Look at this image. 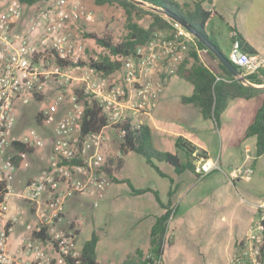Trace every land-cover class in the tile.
<instances>
[{"label":"built area","instance_id":"1","mask_svg":"<svg viewBox=\"0 0 264 264\" xmlns=\"http://www.w3.org/2000/svg\"><path fill=\"white\" fill-rule=\"evenodd\" d=\"M0 1L4 2L0 12V264H83L82 247L77 244L82 219L75 216L67 220L65 203L76 195L92 198L94 205L101 199L111 184L102 167L110 158L112 135L117 134L121 140L124 135L116 125L127 119L134 125V116L152 113L162 91L160 80L152 79L156 69L166 76L172 74L186 56L189 43H194V37L170 19L174 30L171 34L156 31L133 55L111 56L112 60L122 62L123 70L118 77L107 80L101 78L102 72L88 66L62 67L56 60L76 63L84 56L85 43L72 39V26L81 21L91 23L94 15L79 2L53 0L46 9L28 16L18 29L23 6L19 0ZM90 59L98 61L97 57ZM228 60L241 71L244 85L252 84L247 76L264 69V54L247 53L237 41L231 44ZM76 70H85L94 78H82L83 98L72 89ZM48 85L55 86L54 94L40 110L43 127L51 128L52 135L47 165L17 191V168L7 152L11 143L18 141L35 150L45 146L43 136L33 127L16 134L17 109L28 105L36 93L44 94ZM91 99L100 104L107 122L100 131L81 136L85 106ZM197 153L193 155L199 177L222 171L218 157H197ZM251 173L249 166L240 165L228 175L231 179L248 180ZM11 197L28 203V211L18 204L10 215L7 206ZM255 209L256 219L226 264H264V201ZM145 261L162 264V257L154 259L147 255Z\"/></svg>","mask_w":264,"mask_h":264},{"label":"rangeland","instance_id":"2","mask_svg":"<svg viewBox=\"0 0 264 264\" xmlns=\"http://www.w3.org/2000/svg\"><path fill=\"white\" fill-rule=\"evenodd\" d=\"M52 1H40L32 7L24 8L22 21L19 23L18 29L25 23L28 16L34 15L39 10L46 9ZM71 1L79 2L85 11L91 12L94 15L93 22L85 23L81 21L72 26V32L74 35L76 34V37L73 35L72 39L81 40L85 43V52L81 60L89 61L92 57H97V60H99L105 52L95 42L85 38L83 33L94 31L101 34L105 31H110L115 40L119 41L126 33L124 11L117 6H96L92 0ZM148 22L149 17L147 15L139 21L142 26H146ZM173 31L171 28V32L169 31L168 33L171 34ZM218 43L222 44V41L219 39ZM222 46L224 47V45ZM223 47L224 53L227 54L226 48ZM184 59L177 65V68ZM177 68L172 74L168 76L164 75L167 78L177 76L175 74ZM122 70L123 68L111 75H103L101 78L109 80L113 77H118L119 74H122ZM161 72H163L161 69H156L154 76L160 78ZM91 76L93 75L85 74V70H76L73 76L72 89H82L85 84L82 78L92 81L94 78ZM261 80L264 81V77H261ZM184 85L190 84L183 79L174 77L170 82L169 91L174 97L178 98L179 94L185 93ZM54 88V85H48L45 93L41 94L43 96L41 100L34 98L28 105L17 109L16 134L24 129L33 127L43 136L45 143L49 144L51 142V134H43L42 128L37 126L36 114L41 110L43 103L53 96ZM259 100V98H255V100L250 102L253 106H247L242 113L235 106L236 104L232 103L227 116L221 122L222 142L216 148L221 152L222 161L226 165L232 166L230 169L241 165L246 156L244 152L245 145L253 144V138L244 137V130L250 118H252L254 106L257 107ZM178 107L184 109V106L178 105ZM61 112L62 110L59 111V113ZM173 113H177L175 109ZM243 113L245 117H243ZM189 117L191 118L192 115ZM224 128L225 130H223ZM155 143L157 144V139H155ZM153 147L156 148V145L153 144ZM252 157L250 152L248 161ZM24 161L20 170L21 176L34 174L37 170L41 172L46 168L45 166L43 169H40L41 167H39V162L35 160L34 154H25ZM157 165L162 171L168 172L169 168L165 164L157 163ZM254 167L256 169L251 176L252 180L238 183L236 187L226 184L227 186L218 188V185L214 186L209 180L201 184H207L206 186L211 185L210 189L213 186L214 188L209 198H203V201L189 212L192 219L191 223L182 224L179 227L180 229L175 237L176 241L171 246L170 252L166 254L164 264H225L226 257L234 249L231 233H235L239 229V219L237 221L234 219L233 222V218H239L241 210L246 211L248 217H250L249 219L253 218L252 202L258 200L264 201V158L259 160ZM226 168L223 167L222 171H214L212 173L217 176L225 174V171L228 173L229 169ZM185 175H189V172H185ZM119 177L126 179L135 188L153 187L160 190L161 183H166V180L160 178L143 157L133 152H130L124 158V165L119 172ZM30 179L31 177L26 181L24 186L27 185ZM240 198H244L246 202L238 204ZM19 205L23 206L26 211L30 208V205L25 202ZM234 207H237V209L234 210ZM65 209L67 211L71 210L72 213L70 212L69 214L72 216L73 214L81 216L82 230L77 239V244L80 247L90 238L92 231L97 235L99 233V236H101V241L96 251V258L100 262L104 264L111 262L123 264L125 261L138 262L131 253V242L134 240L132 237L134 231L131 228V213L127 209H116L112 203L102 199H98L97 204L94 205L93 199L89 197L78 198L77 204L67 203ZM184 214L182 213L181 216ZM168 238L170 239L169 235ZM148 255H150V252ZM145 257L143 261H145Z\"/></svg>","mask_w":264,"mask_h":264},{"label":"crops","instance_id":"3","mask_svg":"<svg viewBox=\"0 0 264 264\" xmlns=\"http://www.w3.org/2000/svg\"><path fill=\"white\" fill-rule=\"evenodd\" d=\"M202 5L205 9L211 11L212 15H218L222 19L221 20L217 18V16H214L215 18H213L210 22V24H213V28L210 29L208 24V26H206V30L212 34L217 41L219 39L222 41V44L219 45L223 53L224 51L222 49V45H224L226 48V55L228 56L232 44L231 39L236 35H239L256 53L264 54V0H202ZM3 9L4 2L0 1V12H2ZM232 32L235 33L234 37L231 36ZM198 55L201 62L207 68L223 76V73L219 69L217 62L207 55L206 50H199ZM163 75L164 73L161 72L160 78H156L155 76L152 77L153 80H160L162 83V91L158 97L156 107L150 115L138 114L134 116L132 119L134 125H146L149 127L152 135V142L156 145L155 149L160 152L177 154L183 159V152L179 151L175 144L176 138L182 137L194 145L197 152H205L208 157H218L221 167H227L226 169H229L230 171V167L232 166H228L222 161L221 152H219V150L216 148L218 144L222 142L221 122L225 116H227L228 110L232 103L236 104L235 106L239 109V111H241L240 113H242L247 106H253L250 104V102L255 100V98L249 100L236 98L231 100L221 116L220 126L217 127L213 120L203 118L198 108L191 104H185L182 102V97H189L193 92V85L191 83L188 82L190 85H184L185 93L179 94L178 98H176L170 93L169 86L171 80L178 76L166 78L165 75ZM263 75L264 69L259 73L258 77L261 79ZM178 78L183 79L181 77ZM251 85L256 87H264V84ZM263 97L264 96L258 97L260 100L257 107L254 106L255 108L252 118H250V121L247 123V126L244 130V137L245 131L252 122ZM178 105L184 106V109L178 107ZM174 109L177 113H173ZM190 115H192L191 118L189 117ZM243 117H245V114ZM42 130L43 134L45 135L51 134V128L49 127L42 126ZM223 130H225V128ZM248 138H253V144L245 145L244 152L246 153V156L244 161L241 163V165L243 164L245 166H249L252 170L248 180L231 179L228 175L229 172L227 173L226 171L225 174L223 173L222 175L217 176L211 172L203 177H199L197 174L190 171H185L189 172V175H185V172L177 174L171 165L164 162H157L158 164H165V166L169 168L168 172H164L158 167L155 161L154 163L158 169L165 174V177L158 176L166 180V183H161L160 190L153 187L135 188L131 185L135 189H147V192L144 194L132 195L131 189L126 184L127 180L121 179L119 177V172L124 165L123 162L119 172L114 175L115 181H111V184L103 193L101 199L112 203L113 207L116 209L124 208L131 213V228L134 231V234L132 235L134 240L131 242V253L134 255V259L143 260V258L149 254L151 228L156 217L165 213L166 207H169L173 213L168 223V235L170 236L171 245L164 252L162 257L163 264L166 254L170 252L171 246L176 241L175 237L180 229L179 227L182 224L186 225L191 223L192 219L189 212H191V210L194 209L197 204L201 203L203 198H209L210 193L212 192L215 185H218V188L227 185L236 187V184L238 183L249 182L252 180L251 176L254 174L256 169L254 166L257 165L259 160L264 158V154L255 158L254 148L256 139L253 136ZM155 139H157V144L155 143ZM50 140L51 142L49 144L45 143L43 148L38 149L33 153L35 160L39 162V167H41L40 169H43L47 165V158L52 147V135ZM120 142L121 139L119 136L117 134H113L110 146V158L118 159L120 157H117ZM7 152L11 156L15 154L11 148H8ZM250 152L253 157L250 161H248ZM128 154H126L124 158ZM246 157L248 158L246 159ZM24 162L23 156V160L16 169L14 176V186L17 191L21 190L30 177L32 179L40 173V171L37 170L34 174H26L21 176L20 170ZM208 180L210 183L214 184L212 189H210V187H212L211 185H201L202 183H206ZM154 193L157 194V199ZM78 198L80 197L77 195L69 198L65 205L67 203L77 204ZM259 201L260 200L254 201L251 204L253 218L249 219L250 217H248L246 211L242 210L239 214V218L236 219L232 217L233 222L234 219L236 221L239 219V229L235 233H231L234 249L231 250V252L226 257L225 264L229 256L237 250L238 246L240 245V241L247 231L249 225L256 219L257 212L255 206L259 203ZM245 202L246 201L244 198H240V200H238V204H244ZM20 203L22 202L16 197L10 198L7 206L10 215L14 213L15 206ZM235 209H237V207H234V210ZM70 212L71 210L67 211L65 209L67 220H70L77 215L73 214L72 216L69 214ZM182 213L185 214L181 216ZM97 236L99 240L96 245V251L101 241V236H99V233ZM97 261L100 264H104L98 259ZM107 264L114 263L111 262Z\"/></svg>","mask_w":264,"mask_h":264},{"label":"trees","instance_id":"4","mask_svg":"<svg viewBox=\"0 0 264 264\" xmlns=\"http://www.w3.org/2000/svg\"><path fill=\"white\" fill-rule=\"evenodd\" d=\"M40 1L46 0H19L23 8L32 7ZM92 1L96 6L109 5L120 7L125 15L126 33L119 41H116L110 31H105L101 34L94 31L84 32L83 36L93 40L97 46L102 48L105 52L104 55L98 61L89 59V61L78 60L76 63L68 59L61 60L56 58L62 67L75 64L88 66L107 76L116 71H120L122 62L112 60L111 56L127 57L133 55L136 49L144 45L154 32H171V20L165 15L155 12L152 8L169 13L193 27L222 52L218 41L206 30L208 24L210 29L213 28V24H210V22L215 18L214 16H217L219 19L221 17L212 15L211 11L205 9L202 5V0H138L143 2L144 5L146 4L145 6L136 4L134 2L135 0ZM146 15L149 17V22L146 26H142L139 21ZM233 41H237L245 52L255 53L239 35L232 38L231 42ZM197 50H206L207 55L217 62L223 76L207 68L201 62ZM224 56L228 58L226 54ZM259 73L249 75L246 79L255 85L264 84V81L258 77ZM175 74L193 85L192 94L189 97H182V102L198 108L202 117L213 120L217 127L220 126L221 116L231 100L236 98L249 100L264 96V87L244 85L242 82L237 81L196 38H194V43H189L186 57L177 68ZM75 93L79 98H83L81 90H75ZM34 97L37 100L43 98L41 94L37 93ZM43 122L42 113L39 111L36 114V124L42 128ZM106 122L107 118L100 104L96 100L91 99L85 106L80 135L84 136L88 133L98 132L106 125ZM116 129L118 132H124L119 145L120 157L118 159L108 158L102 167L111 181H115L114 175L119 172L124 162V156L129 152L143 157L146 163L162 177H165V174L158 169L154 163L155 161L171 165L177 174L185 171L195 173L194 161L196 157L193 154L196 151V147L186 139L178 137L175 140L176 147L179 151L183 152L184 157L182 159L177 154L156 150L153 147L151 131L146 125L136 127L131 123V120L127 119L125 122L117 124ZM252 136L256 139L254 157L257 158L264 154V97L252 122L245 131L246 138ZM10 148L15 152L11 156V160L16 168L21 164L25 154H33L36 151L34 148L18 141H13ZM197 157H207V154L198 151ZM126 184L131 189L132 195H141L147 192V189L133 188L128 181H126ZM1 187L2 183H0ZM154 195L157 199V194L154 193ZM1 199L2 195L0 194ZM172 213L173 211L169 207H166L165 213L156 217L151 228L150 256L154 259L163 257L164 252L171 245V241L168 238V223ZM39 236L43 239L42 234ZM98 240L97 234L92 232L89 240L85 241L82 245L81 260L83 264H100L96 258V245ZM123 264H146V261H125Z\"/></svg>","mask_w":264,"mask_h":264},{"label":"water","instance_id":"5","mask_svg":"<svg viewBox=\"0 0 264 264\" xmlns=\"http://www.w3.org/2000/svg\"><path fill=\"white\" fill-rule=\"evenodd\" d=\"M136 4L145 6L143 2L135 0L134 1ZM155 12L161 13L165 15L167 18L175 20L179 22L190 34L193 35L194 38H196L200 43L204 45V47L213 54V56L219 61V63L227 70L231 76H233L237 81L244 83L245 78L241 76V71L235 67L227 57L224 56V54L216 48L214 45H212L202 34H200L196 29L193 27L189 26L185 22L181 21L180 19L170 15L169 13H166L164 11H160L157 9L152 8Z\"/></svg>","mask_w":264,"mask_h":264}]
</instances>
